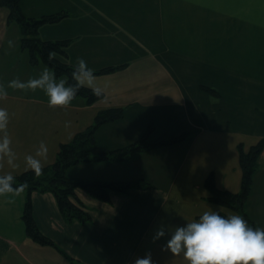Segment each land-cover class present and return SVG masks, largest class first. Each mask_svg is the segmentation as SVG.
Masks as SVG:
<instances>
[{
    "label": "crops",
    "instance_id": "1",
    "mask_svg": "<svg viewBox=\"0 0 264 264\" xmlns=\"http://www.w3.org/2000/svg\"><path fill=\"white\" fill-rule=\"evenodd\" d=\"M21 9L29 17L65 11L59 22L40 26L39 37L70 39L60 59L67 64L83 57L94 70L113 69L95 74L103 97L91 104L76 97L68 106H49L43 90L10 87L13 78L23 79L19 67L27 51L20 48L18 26L7 21L8 9L0 6V85L7 89L0 106L10 113L15 152L13 164L0 157V174L25 171V156L36 155L41 141L48 149L43 165L52 163L60 144L107 108H122L123 115L96 129L92 155L137 142L149 125L152 140L189 135L124 161L68 169L71 176L152 184L110 192L109 202L76 189L91 216L84 224L65 221L51 193L32 191L36 225L62 252L27 236L25 190L0 195V264H69L64 254L84 264H127L147 250L158 264H188L162 250L164 238L153 241L152 235L161 219L183 222L210 207L237 213L209 201L204 180L212 173L219 189L237 192L236 146L249 148L264 138V0H22ZM26 62L32 77L40 61L32 64L28 53ZM245 211L254 225H264V148Z\"/></svg>",
    "mask_w": 264,
    "mask_h": 264
},
{
    "label": "trees",
    "instance_id": "2",
    "mask_svg": "<svg viewBox=\"0 0 264 264\" xmlns=\"http://www.w3.org/2000/svg\"><path fill=\"white\" fill-rule=\"evenodd\" d=\"M22 0H0V6L8 9V23L14 22L18 25L20 37L19 45L21 49L29 53L32 64L40 63L50 67L56 72L57 77H62L69 82L72 81V70L75 65H70L60 60L67 56L66 47L70 39L48 40L42 39L38 35L39 27L46 23H55L64 18L65 11L52 14H45L39 17L26 16L21 9ZM113 67L108 66L95 70V74H102L112 71ZM211 94L217 92L211 88H204ZM76 97H83L87 104H91L103 97L92 93L89 87L79 88ZM123 115L122 108H107L96 113L94 120L85 130L76 133L69 142L60 144L52 163L44 165L40 175H36L33 170L28 169L15 176V184H24L27 197L24 203L21 217L25 224V232L33 241L40 245H51L61 251L51 238L43 234L36 225L32 214V203L30 193L32 191L49 192L56 201L58 211L65 221L77 220L84 224L91 220L85 206L76 195V189H81L88 195L105 202L110 201V192H120L127 194L130 188H152L150 182L143 178L129 181H116L96 178H86L71 176L67 173L68 169L78 164L97 163L103 161H124L134 155L174 145L187 138L189 133H182L178 136L163 134L157 139H150L153 126L149 125L141 138L129 146L118 148L109 153H99L92 155L91 150L95 145L96 129L109 121H113ZM238 161L241 168L240 188L237 192H230L219 189L212 173L208 174L204 180V187L208 192L207 199L221 207L231 209L252 223L245 211V200L251 190L252 175L259 164V156L264 148V138L257 143L245 148L239 143L236 146ZM222 215H227L220 212ZM62 252V251H61ZM69 264H84L79 260L64 254Z\"/></svg>",
    "mask_w": 264,
    "mask_h": 264
},
{
    "label": "clouds",
    "instance_id": "3",
    "mask_svg": "<svg viewBox=\"0 0 264 264\" xmlns=\"http://www.w3.org/2000/svg\"><path fill=\"white\" fill-rule=\"evenodd\" d=\"M72 81L59 79L54 70L44 68L38 75L27 80L18 77L8 82L12 88L23 90L41 89L47 96L49 106H68L79 88L88 86L94 95H101L103 89L94 83L95 70L80 57L74 66ZM7 95V89L0 85V98ZM9 110L0 106V157H6L14 163L15 152L8 132ZM47 145L41 141L36 155L25 156L26 170L31 169L36 175L43 170L41 157L47 154ZM12 172L0 174V195L13 193L18 195L25 185L15 183ZM164 238L162 250L171 254H180L188 264H264V225L257 226L245 216L232 213L222 215L218 208L210 207L193 219L183 218V222H171L161 219L157 224L152 240ZM127 264H158L150 250L142 256H134Z\"/></svg>",
    "mask_w": 264,
    "mask_h": 264
},
{
    "label": "rangeland",
    "instance_id": "4",
    "mask_svg": "<svg viewBox=\"0 0 264 264\" xmlns=\"http://www.w3.org/2000/svg\"><path fill=\"white\" fill-rule=\"evenodd\" d=\"M69 13H71V11H69ZM59 21H57V22H59ZM13 24H14V26H16L15 28H17L18 25L16 23H13ZM9 40H12V39L9 38ZM26 58H28V52H24V63L19 67V73L23 76L22 80H27L26 78H30L28 75V66H27ZM39 66H40V68L36 69L35 72L31 68L32 72L34 73V76L38 75L44 68L47 67L46 65H44L42 63H39ZM47 68H49V67H47ZM49 69L53 70L51 68H49ZM35 91H38V93H39L41 91V89H36ZM69 173H73L72 169L69 170Z\"/></svg>",
    "mask_w": 264,
    "mask_h": 264
}]
</instances>
